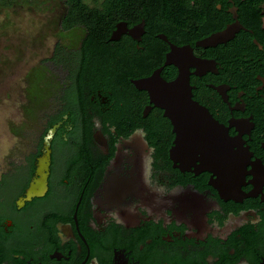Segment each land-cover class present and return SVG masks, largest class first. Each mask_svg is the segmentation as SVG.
<instances>
[{"label":"flooded vegetation","instance_id":"af4514ba","mask_svg":"<svg viewBox=\"0 0 264 264\" xmlns=\"http://www.w3.org/2000/svg\"><path fill=\"white\" fill-rule=\"evenodd\" d=\"M171 1L116 0L63 30L80 40L54 46L57 107L0 173V264H264V0ZM145 78H188L215 122L184 140L198 128L206 149L173 154L180 126Z\"/></svg>","mask_w":264,"mask_h":264},{"label":"rangeland","instance_id":"374dc122","mask_svg":"<svg viewBox=\"0 0 264 264\" xmlns=\"http://www.w3.org/2000/svg\"><path fill=\"white\" fill-rule=\"evenodd\" d=\"M66 10L64 0H0V173L7 163H25L57 107L54 46L80 40V33L62 29Z\"/></svg>","mask_w":264,"mask_h":264},{"label":"water","instance_id":"95a60500","mask_svg":"<svg viewBox=\"0 0 264 264\" xmlns=\"http://www.w3.org/2000/svg\"><path fill=\"white\" fill-rule=\"evenodd\" d=\"M233 33V29L227 28L221 32L212 34L205 40V42L216 43L224 41L231 37ZM114 37L115 36H113V38ZM137 84L140 88L149 90L152 101L165 108L173 122L180 126V128L177 129L178 137L176 139V146L173 148V154H176L178 151L180 152L181 148H183L185 151L182 152L186 155V159H189V157L193 158V156H195L196 147L200 146L206 149V144H200L198 146L193 143L194 137L192 135L202 131L198 128L191 129V143L188 139L186 140V138L184 140L183 134L190 131L188 129L194 125L202 123L213 124L215 122L212 117L208 115L206 108L192 98L191 91L188 88V78H177L171 82L165 81L162 78H145L138 81ZM48 155L49 150L43 161L48 159ZM42 181V184L36 187H33V184H31L27 191L28 199H31L33 196H40L45 192L47 189V183L44 175Z\"/></svg>","mask_w":264,"mask_h":264},{"label":"trees","instance_id":"16d2710c","mask_svg":"<svg viewBox=\"0 0 264 264\" xmlns=\"http://www.w3.org/2000/svg\"><path fill=\"white\" fill-rule=\"evenodd\" d=\"M250 1H255V0H250ZM256 1H260V0H256ZM64 2L67 6V14L62 19L61 26H62L63 30L70 28L75 23L80 24L83 20L84 21L88 20L89 18H82V13H84V12H86V15H87V13L94 12V11H103V12L108 13V12H112L115 10L113 5L116 4V0H104L102 3H97L96 6H93V7H90L89 5H87L85 0H64ZM170 3L172 5H175V6L180 5V3H178V0H177V2L171 1ZM186 4H188V3L186 2ZM182 6H183V4H182ZM59 45H60V42L57 45V50L59 49ZM43 73L45 74V72H43ZM36 84L38 85V83H36ZM39 85H41V84H39ZM29 90L32 91V88H30ZM2 235H3V232H2V229L0 227V241H1Z\"/></svg>","mask_w":264,"mask_h":264},{"label":"bare ground","instance_id":"6f19581e","mask_svg":"<svg viewBox=\"0 0 264 264\" xmlns=\"http://www.w3.org/2000/svg\"><path fill=\"white\" fill-rule=\"evenodd\" d=\"M42 162H43V159H42ZM42 166H43V163H41L40 171L42 170ZM37 182H38V180H37L36 182L33 183V187H36V186H37ZM39 189H40V188H39ZM39 189H38V191H39Z\"/></svg>","mask_w":264,"mask_h":264}]
</instances>
